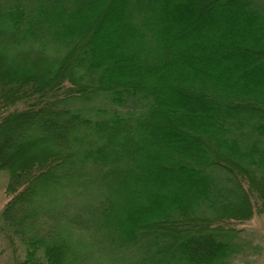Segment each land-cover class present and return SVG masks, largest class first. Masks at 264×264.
Segmentation results:
<instances>
[{
    "label": "trees",
    "instance_id": "obj_1",
    "mask_svg": "<svg viewBox=\"0 0 264 264\" xmlns=\"http://www.w3.org/2000/svg\"><path fill=\"white\" fill-rule=\"evenodd\" d=\"M0 171L13 264H231L264 213V0H0Z\"/></svg>",
    "mask_w": 264,
    "mask_h": 264
},
{
    "label": "rangeland",
    "instance_id": "obj_2",
    "mask_svg": "<svg viewBox=\"0 0 264 264\" xmlns=\"http://www.w3.org/2000/svg\"><path fill=\"white\" fill-rule=\"evenodd\" d=\"M199 11L202 10L199 9ZM218 16H220L218 13L204 11L201 13V16H196V18L199 23L205 24L212 19H217ZM6 177V172L0 171V212L7 199L4 193ZM236 228L240 230L237 237L239 250L232 257L231 264H264V213H256L248 220L236 223ZM97 255L93 251L90 253L88 251L89 257H96ZM21 256L22 254L19 255V257ZM13 263L14 256L3 236L0 234V264Z\"/></svg>",
    "mask_w": 264,
    "mask_h": 264
}]
</instances>
